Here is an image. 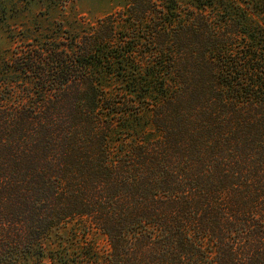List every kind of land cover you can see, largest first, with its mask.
Here are the masks:
<instances>
[{
	"label": "trees",
	"instance_id": "trees-1",
	"mask_svg": "<svg viewBox=\"0 0 264 264\" xmlns=\"http://www.w3.org/2000/svg\"><path fill=\"white\" fill-rule=\"evenodd\" d=\"M201 1L0 66V264H264V9Z\"/></svg>",
	"mask_w": 264,
	"mask_h": 264
},
{
	"label": "rangeland",
	"instance_id": "rangeland-1",
	"mask_svg": "<svg viewBox=\"0 0 264 264\" xmlns=\"http://www.w3.org/2000/svg\"><path fill=\"white\" fill-rule=\"evenodd\" d=\"M176 1L182 7L191 8L190 6L197 5L198 0ZM218 1L202 0L201 2L209 4ZM13 2L15 8L9 16L0 14V66L17 50V46L25 43L24 41L43 40L55 35V38L59 39V35H63L57 32L59 26L76 30L77 33L80 31V25L91 26L108 14L124 10L128 4V0H73L65 4L60 0H13ZM233 3L242 4L243 7L258 5V9H264V0H233ZM211 11L217 13L216 10ZM231 12L232 10H229L222 15L230 16ZM260 19L264 20V15H258L255 21L258 22ZM139 34L144 36L145 31L141 29ZM129 35H135L134 31ZM97 241L103 250L109 248L105 237L98 236Z\"/></svg>",
	"mask_w": 264,
	"mask_h": 264
}]
</instances>
